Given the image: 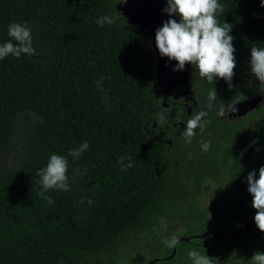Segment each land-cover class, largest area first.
<instances>
[{"label": "trees", "instance_id": "trees-1", "mask_svg": "<svg viewBox=\"0 0 264 264\" xmlns=\"http://www.w3.org/2000/svg\"><path fill=\"white\" fill-rule=\"evenodd\" d=\"M122 1L0 0V264L111 252L217 176L219 162L229 187L256 200L250 219L264 206V108L250 127L247 116L220 118L264 79V0H169L197 51L190 115L160 104L151 36L122 17ZM262 224L264 215L229 246L215 234L200 253L219 255L208 264H264ZM180 254L154 264H178Z\"/></svg>", "mask_w": 264, "mask_h": 264}, {"label": "rangeland", "instance_id": "rangeland-1", "mask_svg": "<svg viewBox=\"0 0 264 264\" xmlns=\"http://www.w3.org/2000/svg\"><path fill=\"white\" fill-rule=\"evenodd\" d=\"M255 81L256 79L253 82ZM258 84L257 91L264 92V79L259 80ZM261 107L264 108V103ZM222 117L228 119V113L223 114ZM248 122L260 124V114L257 117L250 116ZM204 137L208 141L210 135L205 134ZM181 139L186 140L193 150L195 149L194 139L188 133L181 134ZM18 150L15 141L6 157L8 164L14 161ZM258 151L259 156L264 159V144L258 148ZM219 166V174L205 180L201 189L194 195L181 200H169L163 215L157 219L152 228L131 231L123 235L115 250L93 255L88 261L77 264H148L154 259L169 256L178 241L177 252L181 253L177 260L178 264H185L187 255L195 253L193 255L195 264L212 263L216 255L202 254L200 251L207 247L213 248L219 237L206 235L207 232L217 230L231 233L240 229L253 215L252 212L257 205L256 200L247 192L236 191L229 187L228 165L219 162ZM262 184L264 185V178ZM247 233L249 232L246 231L245 234ZM237 235H223L226 237L225 244L229 246L231 242H236ZM260 242L259 248L264 260V235ZM241 246L239 247L242 248ZM232 254L233 251L231 256ZM218 257L219 255L216 258Z\"/></svg>", "mask_w": 264, "mask_h": 264}, {"label": "water", "instance_id": "water-1", "mask_svg": "<svg viewBox=\"0 0 264 264\" xmlns=\"http://www.w3.org/2000/svg\"><path fill=\"white\" fill-rule=\"evenodd\" d=\"M118 10L125 20L140 26L151 36L157 60V95L160 104L169 107L181 100H192L194 97L187 91V87L190 81L193 44L191 37L183 28L175 6L169 0H123L118 5ZM263 100V93L237 100L230 107L229 118L233 121L240 119L254 111ZM263 215L264 206L240 229L231 233L212 230L206 235L241 234L254 226ZM178 244L179 241L174 244L169 256L154 259L148 264L173 258L177 253Z\"/></svg>", "mask_w": 264, "mask_h": 264}, {"label": "flooded vegetation", "instance_id": "flooded-vegetation-1", "mask_svg": "<svg viewBox=\"0 0 264 264\" xmlns=\"http://www.w3.org/2000/svg\"><path fill=\"white\" fill-rule=\"evenodd\" d=\"M193 44V43H192ZM197 61H198V57H197V51H196V48L194 47V45H193V56H192V60H191V70H190V81H189V85L191 84L192 86H193V88H194V90H191V89H189V85H188V87H187V91L191 94V95H193V99L192 100H190V101H184V100H181V101H179L178 103H180L181 104V106H182V108H183V113L185 112V110H186V113L188 114V115H190L191 113H192V111H193V107H195L196 105H197V100H196V91L198 90V85H199V82H198V80H199V78H198V75H197V67H196V64H197ZM191 82V83H190ZM260 93H263L264 94V92H261V91H259L258 92V94H260ZM258 94H256V95H258ZM256 95H251V96H247V97H252V96H256ZM247 97H245V98H247ZM245 98H243V99H245ZM237 100H235V101H233L232 103H231V105L234 103V102H236ZM181 102H184V103H181ZM264 103V100H263V102L261 103V105ZM231 105L229 106V109L226 111V112H224V113H222V114H220V118L223 120V121H225V122H235V121H238V120H231L230 118H229V111H230V107H231ZM261 105H259L258 107H260ZM257 107V108H258ZM256 108V109H257ZM255 109V110H256ZM191 110V111H190ZM253 112V111H252ZM226 113H228V119H226L225 117H222V115L223 114H226ZM249 114L250 113H247L246 115H244V116H242V117H250L249 116ZM241 117V118H242ZM240 118V119H241ZM178 122H180V124L178 123ZM182 124H183V122L182 121H177L176 122V126H178V127H181L182 126ZM252 124H248V126L250 127ZM184 133V131L183 130H181V129H176L175 131H174V136H176L177 137V139H180L181 138V134H183ZM173 143V140L170 138V139H168L167 141H165V145L166 146H168V145H171ZM226 164V163H225ZM228 164H226V166H227Z\"/></svg>", "mask_w": 264, "mask_h": 264}]
</instances>
